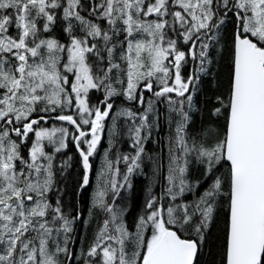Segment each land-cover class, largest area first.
<instances>
[{
    "label": "snow or ice",
    "instance_id": "6c2138e0",
    "mask_svg": "<svg viewBox=\"0 0 264 264\" xmlns=\"http://www.w3.org/2000/svg\"><path fill=\"white\" fill-rule=\"evenodd\" d=\"M0 264H264V0H0Z\"/></svg>",
    "mask_w": 264,
    "mask_h": 264
},
{
    "label": "trees",
    "instance_id": "16d2710c",
    "mask_svg": "<svg viewBox=\"0 0 264 264\" xmlns=\"http://www.w3.org/2000/svg\"><path fill=\"white\" fill-rule=\"evenodd\" d=\"M121 167H123V165H121ZM144 183H146V181L144 180L143 177H135L134 178V188L132 190V192H133L132 195L134 194V190L137 189L135 196H137V198H139L141 200L143 198L142 186ZM88 231H89V234H91V228H89Z\"/></svg>",
    "mask_w": 264,
    "mask_h": 264
},
{
    "label": "rangeland",
    "instance_id": "374dc122",
    "mask_svg": "<svg viewBox=\"0 0 264 264\" xmlns=\"http://www.w3.org/2000/svg\"><path fill=\"white\" fill-rule=\"evenodd\" d=\"M136 191H137V189H135V190H134V194H133V195H132V193H133V192L131 193V196H132V197H134V196H135V194H136ZM134 198H137V196H135Z\"/></svg>",
    "mask_w": 264,
    "mask_h": 264
},
{
    "label": "flooded vegetation",
    "instance_id": "af4514ba",
    "mask_svg": "<svg viewBox=\"0 0 264 264\" xmlns=\"http://www.w3.org/2000/svg\"><path fill=\"white\" fill-rule=\"evenodd\" d=\"M85 215H87V213L85 212Z\"/></svg>",
    "mask_w": 264,
    "mask_h": 264
}]
</instances>
